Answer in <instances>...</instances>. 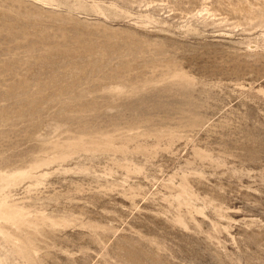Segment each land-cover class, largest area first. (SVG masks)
I'll return each instance as SVG.
<instances>
[{"label":"rangeland","instance_id":"rangeland-1","mask_svg":"<svg viewBox=\"0 0 264 264\" xmlns=\"http://www.w3.org/2000/svg\"><path fill=\"white\" fill-rule=\"evenodd\" d=\"M0 264H264V0H0Z\"/></svg>","mask_w":264,"mask_h":264}]
</instances>
